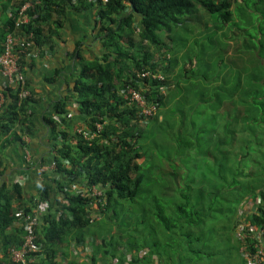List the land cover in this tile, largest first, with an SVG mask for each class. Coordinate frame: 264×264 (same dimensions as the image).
<instances>
[{"label":"trees","instance_id":"16d2710c","mask_svg":"<svg viewBox=\"0 0 264 264\" xmlns=\"http://www.w3.org/2000/svg\"><path fill=\"white\" fill-rule=\"evenodd\" d=\"M4 1L0 0V16L3 5L9 7ZM28 1L34 4L31 21L19 30L25 47H53L52 26L61 27L67 9L73 7L77 12L97 11L105 50L93 61H86L78 50L73 55L83 61L75 75L74 97L79 112L88 117L86 130L95 137L88 141L76 134V144H68V133L60 131L62 144L53 150L59 180H54L55 186L44 185L38 201L52 206L54 197L60 202L55 197L58 190L66 202L59 203L57 212L50 208L36 231L43 247L36 264H56L60 255L70 257L65 249L72 241L80 246L76 256L90 246L91 264H98V253L102 264H180L184 256L188 264H202L201 255L208 254L200 247L202 240L215 218H224L231 210L224 208V200L243 206L246 199L259 197L247 221L256 230L264 227V32L261 37L251 29L260 22L257 14L264 12V0H20L11 8L13 16ZM13 19L1 28L4 39L14 29ZM178 40L190 45L204 42L202 50L197 48L196 60L183 65L171 54ZM219 46L225 53L214 51ZM221 54L227 61L216 57ZM174 67L185 74L171 73ZM149 70L162 72L165 82L139 77ZM131 87L158 106L147 124L142 123L138 107L125 99ZM162 87H169L167 95ZM18 92L10 88L5 93L0 142L18 125L24 128L22 133H29L33 98L22 99ZM68 107V99L59 101L57 114L63 117ZM171 109V118L183 121L172 122L178 127L171 131L172 138L162 134L168 120L165 112ZM184 109L192 112V131ZM51 124L58 140V125ZM97 125H102L101 133ZM151 125L156 129L149 130ZM241 137L247 139L248 152L237 162L226 148ZM154 141L171 159L189 157L183 179L178 171L182 163L169 165L152 151ZM253 155V165L248 166L244 160ZM79 181L81 187L98 186L104 192L106 203L97 200L104 213L98 224L94 201L68 189ZM34 202L26 200L19 183L0 188V264H18L11 260L10 249L22 245L25 231L19 224L34 214ZM99 225L106 236L98 235ZM121 226L125 229L118 232ZM239 226L236 222L235 230ZM255 241L248 240L249 255L255 253ZM75 260L71 264H82Z\"/></svg>","mask_w":264,"mask_h":264},{"label":"crops","instance_id":"0c3cea01","mask_svg":"<svg viewBox=\"0 0 264 264\" xmlns=\"http://www.w3.org/2000/svg\"><path fill=\"white\" fill-rule=\"evenodd\" d=\"M19 1L5 0L4 3L9 7H4L5 4L3 7L1 6V16L5 15L8 17L7 19L12 17L11 8ZM63 20L61 27L52 26V35L56 43L53 42V47L38 46V44L32 47H25V45L22 47L21 54L24 62L22 68L33 98L29 106L32 123L29 133L26 131L22 133L21 130L24 128L18 125L2 137L1 139L5 140L0 142V163H2L0 166V188L4 184L19 183L24 189L26 200L33 199L35 201L34 211L38 212L39 209L41 225H43L49 209L51 208L52 212H57L59 203H65L66 200L65 195L56 190L55 197L57 195L60 202H57L53 197L54 204L52 206L46 201L47 204H43L39 208L41 202L38 200L41 198L43 186H55L54 180H59L55 170L40 173L39 168L50 166L54 162L53 150L62 144L61 130L68 133V142L76 144L77 140L73 138L70 130L73 129L76 134L81 135L80 132L88 127V117L79 112V105L74 97L75 75L81 70L83 61L73 55L78 50L86 61H93L101 58L105 51L99 35L100 27L97 25L99 18L96 10L77 12L73 7H70ZM5 22L0 24L1 28L4 27ZM4 42V37L0 36V47L4 45ZM6 84V80L0 76V95L6 92ZM64 99H68L69 107L68 113L62 117L56 112V104ZM6 103L7 101L5 105H7ZM51 121H55L58 125V140H55L56 136ZM27 151L30 154L29 160L26 156ZM81 182L71 183L72 185L68 189L77 191L84 188L81 187ZM101 212L99 208L94 207V216L97 221H100L104 216ZM70 245L68 250L65 249V252L73 254L76 249H80V246L74 244L73 241ZM68 257L63 259L60 255L56 264H71Z\"/></svg>","mask_w":264,"mask_h":264},{"label":"built area","instance_id":"2783aa9c","mask_svg":"<svg viewBox=\"0 0 264 264\" xmlns=\"http://www.w3.org/2000/svg\"><path fill=\"white\" fill-rule=\"evenodd\" d=\"M33 7L34 4L28 1L19 9L18 13L15 16H12L14 18V29L12 32H9L7 34L3 46V51L0 53V76L3 77L7 82L5 91L7 92L8 89L13 88L16 91H19V96L22 99L31 97V92L28 88L27 79L21 66V49L25 45V39L23 36L19 35V30L23 25L30 23L31 17L29 15V11ZM167 59H169V55L167 56ZM139 77L147 79L150 82H165L166 80V77L162 72H154L151 70L143 71L139 74ZM167 88L169 90V87ZM168 90L162 87V93L164 95H167ZM5 93L0 95V110H2L5 106ZM125 99L127 100L128 104L138 107L143 124H147L150 119L156 116V113L158 111L157 104L149 103L143 96V94L135 88L131 87L127 89ZM102 128V125H97V133H101L103 130ZM80 133L83 138L88 141L93 140V138L95 137V134H91L88 130H83ZM26 156L29 160L30 154L28 151L26 153ZM47 170H56V163L53 162L50 164V166H41L39 168L40 173H45ZM79 193H81L82 197H90L95 203V208H98L97 200L103 202V205L106 203L104 192L100 190L98 186L82 188L79 190ZM257 198L258 204V202H260V198ZM43 204H47V202L45 201L41 203L39 208ZM38 212L34 211L33 215L25 216L21 222V227L25 231L23 243L20 247H13L10 249V258L15 263L36 264V260L39 257L38 255L43 252V247L37 243L38 237L36 231L41 225V219ZM247 226H249V230L246 229ZM245 233L252 236L247 237ZM254 233L256 234V236H253ZM257 233L259 236H257ZM263 237L264 227L256 230L252 226H250L248 222L247 224L246 222L242 223L237 230V238L241 241L242 245H245L244 247H246L242 249V252L247 258L248 264H264V246H259V244H261V241L259 240H261ZM249 239H252L254 241L256 240L255 242H257V244L254 246L255 253L250 255L247 250Z\"/></svg>","mask_w":264,"mask_h":264},{"label":"rangeland","instance_id":"374dc122","mask_svg":"<svg viewBox=\"0 0 264 264\" xmlns=\"http://www.w3.org/2000/svg\"><path fill=\"white\" fill-rule=\"evenodd\" d=\"M261 9L264 11V9L262 7H261ZM257 15H258V20L260 19V22L258 23V21H257V24L255 25V27H252L251 29L257 35H260L262 37V33L260 34V32H264V12L258 13ZM7 18H8L7 16L2 15L0 17V19H1L0 24H2V22H5L7 20ZM260 27H262V28H260ZM237 31H238V28L233 30L234 33H236ZM0 34H1V27H0ZM161 37L164 38V35H161ZM185 41L186 40L180 42L178 40L177 42H175V43H177L174 46V47H176V50L174 52H171L172 55L178 57V59H180V61L183 62V65L185 63H187L188 59H191V58L193 60L197 59L195 56L197 53V48H200V49L203 48L202 46L204 43L203 41H201L200 44H198V45H196L195 43L190 45V42H186L184 44L183 42H185ZM254 44H257V46H260V44H258V43L254 42ZM205 46H207V45H205ZM214 51H217L218 53L219 52L225 53V51L221 49V46L216 48ZM227 51H229V50H227ZM227 55H228V52H227ZM227 55L224 56V54H221V55H218L216 57H220L221 59H224V60L226 57V61H227ZM184 61H185V63H184ZM203 68H201L202 69L201 72L205 73L206 69L205 68L203 69ZM215 68H217V67H215ZM182 71H183L182 68L180 69L178 67H176V68L174 67L172 69L171 73H174L175 75H177L176 73H178V74L183 73V75H184L185 72H182ZM183 82L186 83L185 78H183ZM173 111H174V109L169 110V112H165V115L168 118V120L164 123V125H163V131L164 132H162V134L164 136H166V137L170 136L171 138H172L171 131L172 130L173 131L178 130V127L177 128L173 127L172 122H176L177 124H181L183 122L182 120L181 121H178V120L174 121L171 118L172 116H174ZM184 111L186 112V115L189 117L188 129L192 131L191 127L189 126L190 116H191L192 112L190 111V109H184ZM166 113H168V114H166ZM153 129H156V127L151 125L149 127V130L153 131ZM70 132L74 138L76 132L73 129H71ZM165 140H167V141L169 140V142L171 143V139H161V142H164ZM172 140H175V139H172ZM176 140H178V139H176ZM248 140H250V139H248ZM68 144H70V143L68 142ZM157 144H158V141L153 142V144L151 146L152 151L153 152L155 151L157 153V155H160V157L162 156L161 158H163L165 161L167 160L169 165L173 164V162H176L177 164L179 162L182 163L181 168L178 170L180 173L179 172L178 173L181 176V178L183 179L185 176V173L187 172L186 171L187 170L186 164H188V162L190 161L189 157H185L183 155L180 158L179 156L175 155L171 159L168 157L169 155L166 154V152H164L165 149H162V145H158V147H156ZM247 144H248L247 139H243L241 137L240 139H236L231 147L226 148L230 151V155H231V158L233 159V161L236 160L238 162L240 155L243 156L244 154H246L248 152L247 151L248 150ZM252 149H253V151H255V148L253 145H252ZM254 156L255 155H253L250 159H247V160L243 159V160L248 164V166H251L253 164H251L250 161H251V159H255ZM141 161L142 160H140V162ZM162 165H164V164H162ZM171 169H172V171L174 170L173 167ZM257 200L254 198L250 199V200L246 199L243 206H241V204L237 201L231 202V201L224 200L225 202H222V204L225 206L224 207L225 209L231 208V210L229 212H227L226 217H224V218L216 217L215 218V222L216 221L217 222L213 224V228H210L207 231V234L204 238L205 240L204 241L202 240L200 247H201V249H203V252L208 253L205 256L201 255V258L204 259L202 264H248V260L244 259L245 257L243 258V256H242L243 255L242 249L246 248V247H244L245 245H242L241 241L237 238V230L239 229L240 226L236 230H235V226H236V222H239L240 225L244 222H246V224H247V222H248L247 217L256 211V207H257L256 201ZM103 215H104V213H103ZM100 222L101 221H97V224ZM131 225L133 226V224H131ZM19 226H20V224H19ZM127 226L125 228H127ZM100 228H101L100 225L96 228L98 235L100 237L106 236L107 235V233L105 232L106 229L103 230ZM125 228H122V226H121L120 231H118V232L123 231V229H125ZM127 229L129 231L131 230V228H127ZM245 235H247V237L252 236L250 234L248 235L247 233H245ZM253 236H256V234L254 233ZM257 236H259L258 233H257ZM129 239H130V237H129ZM153 240H157V237H155L153 239L151 238V242H153ZM259 241H261V244H259V246H264V237ZM98 242H100V241H98ZM126 244H123V245H126ZM250 244H252V242H250ZM256 244H257V242H255L254 246ZM118 250H120V252H122V253L124 251L123 249L121 250L120 248ZM263 251H264V249H263ZM73 254H70V257H68L67 259L70 261L76 259L75 261L80 262L82 264H91L90 257H92L93 253H92V250H91L89 245H87V247H86V249L82 255L76 256V254L75 255H73ZM98 254H99L98 256L96 255L97 259H98V264H102V260L100 259V253H98ZM127 258L130 259L131 256H128ZM187 260L188 259L184 256L182 258L183 262L180 264H188Z\"/></svg>","mask_w":264,"mask_h":264},{"label":"clouds","instance_id":"9594fccd","mask_svg":"<svg viewBox=\"0 0 264 264\" xmlns=\"http://www.w3.org/2000/svg\"><path fill=\"white\" fill-rule=\"evenodd\" d=\"M6 39V38H5ZM165 76V75H164ZM166 77V76H165Z\"/></svg>","mask_w":264,"mask_h":264}]
</instances>
